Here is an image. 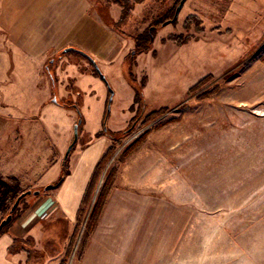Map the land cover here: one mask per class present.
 <instances>
[{
	"label": "rangeland",
	"instance_id": "obj_1",
	"mask_svg": "<svg viewBox=\"0 0 264 264\" xmlns=\"http://www.w3.org/2000/svg\"><path fill=\"white\" fill-rule=\"evenodd\" d=\"M178 2L93 0L121 50L111 72L101 70L113 92L108 114V89L87 59L60 51L42 67L32 63L42 76L17 74L0 30V221L21 192L31 191L13 219L39 195L33 191L48 193L44 187L89 142L103 141L101 155L108 150L79 223L48 210L39 214V243L31 236L15 242L31 252L28 263L47 256L78 263L87 217L112 177L110 192L135 190L142 211L156 206L165 215L159 232L174 263L152 264H264V0H185L163 25ZM144 35L150 49L131 59ZM141 82L143 108L130 109L131 84ZM62 101L82 115L66 161L78 115ZM102 124L114 139L97 136ZM138 251L134 242V264H141Z\"/></svg>",
	"mask_w": 264,
	"mask_h": 264
},
{
	"label": "crops",
	"instance_id": "obj_2",
	"mask_svg": "<svg viewBox=\"0 0 264 264\" xmlns=\"http://www.w3.org/2000/svg\"><path fill=\"white\" fill-rule=\"evenodd\" d=\"M93 5V0H0V30L11 50L9 57L14 60L17 74L42 76L38 69L31 67L32 63L41 62V66L65 47L84 51L101 70L110 73V66L119 58L121 50L115 33L93 10ZM102 146L100 139L86 144L60 184L48 193H39L12 220L0 234V264H60L53 256L28 263L25 251L9 254L8 248L14 238L31 236L36 243L43 239L39 214L49 206V213L54 210L68 224L76 220ZM141 202L135 190L114 187L78 263L74 264H134L131 257L134 242L139 244V263H174V255H166L164 236L159 232L165 226L164 213L156 206H147L142 211ZM51 235L52 232L46 236Z\"/></svg>",
	"mask_w": 264,
	"mask_h": 264
},
{
	"label": "trees",
	"instance_id": "obj_3",
	"mask_svg": "<svg viewBox=\"0 0 264 264\" xmlns=\"http://www.w3.org/2000/svg\"><path fill=\"white\" fill-rule=\"evenodd\" d=\"M192 22H195L196 23V20L194 19ZM150 35H144L142 39H136L135 40V43H134V48L133 50L130 52V58L133 59L134 56L139 53V52H147L149 49H150V44H151V36L149 37ZM142 37V36H141ZM176 43H181V42H184L182 40H178V39H174ZM93 66V65H92ZM95 71V70H94ZM96 73V71H95ZM97 74V73H96ZM204 79L200 80L195 86L191 87L189 89V91H192L197 85L199 86L202 81ZM133 86V90H134V97H133V103L131 104L130 106V109H132L133 105H137V108H143V105H144V97H143V93H142V88L144 86V82H141L139 84V86H136L135 84H131ZM109 93H107V97H108ZM59 105L63 106V107H66V108H72V109H75L77 115H78V118L81 119L82 121V115H81V112L79 111V107L76 103H66L64 101H62L61 103H59ZM153 114H155V112H153ZM81 124V123H80ZM79 124V126H80ZM103 125V128L101 131H99L97 133V136L98 135H105V136H108L109 138L111 139H114L115 138V132H112L110 130H108L107 128H105L104 124ZM79 126H78V129H79ZM126 132V131H125ZM73 148V147H72ZM72 150V149H71ZM108 152V150L103 153V155H101L98 159V161L96 162L95 166H94V169L92 171V174L87 182V185H86V188L84 190V193L82 195V199L80 201V205L78 207V210H77V214H76V222L79 223L82 218L85 216L86 214V209L89 205V201H90V198H91V195H92V192L95 188V184H96V181H97V178H98V175L100 173V166L101 164L103 163L102 161H104V158H106V153ZM128 152V151H127ZM125 152V153H127ZM70 154V153H69ZM68 159V157L66 158V160ZM65 160V161H66ZM68 173V169L67 167L62 171V175L59 179V181L61 182L65 175ZM112 188V177L111 178H108L105 183L103 184L102 186V190L100 191V193L98 194L97 196V199L93 205V207L91 208L90 212H89V215L87 217V220H86V226H85V233L83 235V238L81 240V245H80V249H79V255L78 257L80 258L82 253H83V250L87 244V241L89 239V236L90 234L92 233V231L94 230L96 224H97V220L99 218V215H100V212L104 206V203H105V200L110 192V189ZM22 199V198H21ZM20 199V200H21ZM20 202V201H19ZM17 208V207H16ZM15 208V210H16ZM14 210V211H15ZM13 211V212H14ZM12 212V213H13ZM13 219V215L11 217V220L6 223L0 230V233L4 232V228L9 225V223L12 221ZM17 240H20V238H14L13 240V243L10 245V247L8 248V253L9 254H13L19 250H24L26 251V249H18L15 247L14 249V244ZM30 251L27 250V259L29 258L30 256ZM62 264V263H60Z\"/></svg>",
	"mask_w": 264,
	"mask_h": 264
},
{
	"label": "water",
	"instance_id": "obj_4",
	"mask_svg": "<svg viewBox=\"0 0 264 264\" xmlns=\"http://www.w3.org/2000/svg\"><path fill=\"white\" fill-rule=\"evenodd\" d=\"M184 2H185V0H179L178 4L175 7L173 16L170 19L164 21L162 23L163 25H165V24H167L169 22H173V21H175L177 19V16H178V14H179ZM70 50L78 52L80 55L84 56L93 65V68L96 71L99 79H101L103 81V83L106 85V87L108 89V93H109V95L107 97V102H106V114H108L109 107H110V102L112 100L113 92H112V89H111V87H110L105 75L103 74V72L99 68L98 64L94 61V59L91 56H89L87 53H85L84 51H82L80 49H77V48H74V47H65L64 49H62V52H67V51H70ZM80 123H81V119L78 118L76 123L73 125V138H72V141L69 143V145L67 146V148L65 150V153L63 155V159L64 160L68 157L72 147L76 143V140H77V137H78V126H79ZM59 184H60V181H58L55 184H48V185H46L44 187V190L47 191V190L53 189V188L57 187ZM39 192H40L39 190L33 191L34 194H39ZM29 193H31L30 190L23 191L15 198V200H14V202H13V204H12L10 210H9V213L6 215V217L4 219H2L0 221V230L6 223H8L11 220L12 212L18 206L20 199L23 198L25 195H27Z\"/></svg>",
	"mask_w": 264,
	"mask_h": 264
},
{
	"label": "built area",
	"instance_id": "obj_5",
	"mask_svg": "<svg viewBox=\"0 0 264 264\" xmlns=\"http://www.w3.org/2000/svg\"><path fill=\"white\" fill-rule=\"evenodd\" d=\"M53 204V203H52ZM51 206H49L46 210H44L41 214H40V217H43L45 216L46 212L49 210Z\"/></svg>",
	"mask_w": 264,
	"mask_h": 264
}]
</instances>
